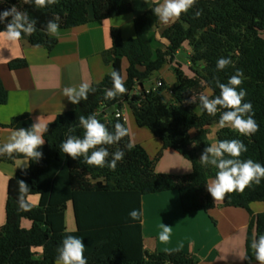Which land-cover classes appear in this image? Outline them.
I'll return each mask as SVG.
<instances>
[{
	"label": "trees",
	"instance_id": "trees-1",
	"mask_svg": "<svg viewBox=\"0 0 264 264\" xmlns=\"http://www.w3.org/2000/svg\"><path fill=\"white\" fill-rule=\"evenodd\" d=\"M158 3L159 0L134 18L133 38L123 39L115 28L109 32L112 70L125 77L127 92L105 100V89L112 87L110 74L105 75L99 83L92 85L96 91L89 93L87 100L74 104L72 110L55 116L46 124L45 143L38 149L43 153L42 158L29 161L26 169L17 170L9 179L5 223L0 226V264H55L57 249L66 235L82 238L87 264H196L182 249L145 252L141 220H132L129 212L141 210L142 196L173 190L179 195L183 213L207 212L213 208L207 184L209 179L215 178L217 169L199 162L197 151L208 145L197 146L189 136L191 133L206 135L211 126L219 125L220 113L208 115L201 109L198 96L204 91L210 96L219 95L216 80L226 83L237 70L244 74L240 88L247 93L244 102L252 104L253 118L259 130L251 136H243L223 127L218 136L241 140L247 151L240 159H252L264 165V39L260 36L264 31V0H196L194 7L163 30L161 36L168 45L153 54L148 34L159 21L152 12ZM13 5L37 20L36 32L22 36L20 40L31 47L47 49L55 40L44 29L47 21L56 16L60 17L59 29H74L88 23L85 15L88 7L93 21L132 12L130 0H58L45 8L25 4L23 0H0V12ZM197 11H201L199 17L195 16ZM5 28L6 22L0 23V31ZM185 45L190 49L187 67L174 61L176 53ZM221 57L230 58L232 64L217 70V60ZM165 63L171 64L175 75L171 94L164 82L161 87L146 92L144 81ZM26 66L22 59L8 63L10 70ZM135 90L137 93L133 94ZM193 97H197L195 104L186 103ZM7 98L8 92L0 80L1 106L6 104ZM124 108L131 111L138 127L147 128L161 142L153 159H149L139 145L133 144L131 150L126 148L131 143L129 134L119 144L106 146L110 153L117 148L125 151L124 159L117 163L114 171L108 167L89 166L83 158L74 160L60 151L69 128H74L72 135L83 136V129L78 126L80 116L96 114L97 119L113 131L117 122L126 127L122 118L114 117L115 110L122 112ZM32 125L31 117L23 114L12 118L8 124H0V128L29 129ZM165 150H172L189 162L190 174L157 173L155 165ZM19 159H25L24 155H3L0 163L11 164ZM19 180L30 186L24 194L19 191ZM21 195L28 205L27 210L20 206ZM31 196L39 197L36 206L28 201ZM69 202L76 224L73 232L66 231L64 224V212ZM252 203H264V179L242 193L226 194L222 200L223 206L244 209L251 216L245 243V255L249 259L244 260V264L258 263L250 245L254 238L264 234V213L252 215L249 208ZM24 220L30 222L29 228L22 226Z\"/></svg>",
	"mask_w": 264,
	"mask_h": 264
},
{
	"label": "crops",
	"instance_id": "crops-1",
	"mask_svg": "<svg viewBox=\"0 0 264 264\" xmlns=\"http://www.w3.org/2000/svg\"><path fill=\"white\" fill-rule=\"evenodd\" d=\"M157 1L130 0L132 6L130 14L103 21H93L91 9L88 7L85 12L88 23L74 29H59L58 38L49 36L55 40L50 49L43 46L31 47L24 40L10 42L0 35V80L8 92L6 104L0 105V124H8L12 118L28 114L33 124L40 118V123L46 125L55 116L72 110L74 104L63 95V89L78 87L83 82L95 85L105 75L110 74L112 70L109 54L110 30L118 29L125 40L133 38L134 18L143 14ZM159 3H162V0H159ZM173 23L165 25L158 21L152 27L148 39L153 54L157 49L164 50L168 45L161 34ZM260 36L264 39V31ZM182 51L187 57L186 63L178 60ZM189 55L190 49L185 45L176 53L174 61L187 67ZM17 59L25 60L27 66L23 69L10 70L8 63ZM168 71L172 72L171 64L165 63L157 71V77L151 76L143 83L144 88H150L152 81L156 79L165 82L162 76ZM171 74L174 77V74ZM122 114L131 143L142 147L149 159H153L161 148V142L154 138L147 128L137 126L128 108H124ZM221 129L219 125H213L206 135L191 133L189 139L197 146L201 143L210 146L220 140H231L229 136H218ZM14 131L0 128V145L6 143ZM204 149L197 151L199 160ZM24 163L25 159L15 160L11 164L0 163V226L5 223L8 181L17 170L24 169ZM155 171L160 174L184 176L190 174L191 165L174 151L165 150L155 165ZM212 180L213 178L209 179L208 184ZM211 199L213 208L207 212L183 213L177 191L142 196L140 224L143 250L150 254L182 249L196 261V264H244L240 257L245 255L250 214L244 209L225 207L222 201H214L212 197ZM28 201L32 206H36L39 197L31 196ZM249 208L252 215L264 213V203H252ZM25 221L22 222V226ZM64 224L66 231L76 230L70 202L67 203L64 212ZM163 224L172 228L167 243H162L158 239ZM37 252L40 253V250Z\"/></svg>",
	"mask_w": 264,
	"mask_h": 264
},
{
	"label": "clouds",
	"instance_id": "clouds-1",
	"mask_svg": "<svg viewBox=\"0 0 264 264\" xmlns=\"http://www.w3.org/2000/svg\"><path fill=\"white\" fill-rule=\"evenodd\" d=\"M25 4H34L38 8H45L58 3V0H23ZM196 0H162L153 9V14L158 20L167 25L175 22L182 14L187 13L194 7ZM201 15V11L195 13L196 17ZM11 17L9 20L8 18ZM59 20L47 21L45 31L51 37H59ZM6 22L4 31L0 35L6 37L10 42H16L22 36H31L36 32L37 20L30 18L26 11L18 10L15 5L0 12V23ZM232 64L230 58L221 57L217 60V70H224ZM112 87L105 89L104 99L112 100L119 95L127 92L125 87V77L115 69L110 71ZM244 74L237 70L230 76L226 83L216 80V86L219 88V95L210 96L200 93L198 96L199 105L202 110L210 116H216L219 112V127H230L240 135L251 136L259 130L254 117V111L250 102H244L247 95L246 91L240 88L243 83ZM239 88V91L237 90ZM96 89L90 82H83L78 87H65L63 95L72 103L79 104L82 100H87L91 92ZM197 97L190 98L186 103L195 104ZM83 129V136L72 135L74 128H69V134L60 145V151L67 154L72 159L83 158V162L89 166L108 167L115 170L117 163L122 161L125 156L123 149L117 148L115 152H109L108 147L117 145L128 136V129L120 122L115 123L114 130L110 131L108 127L97 119L96 114L79 117V125ZM47 131V126L38 122L31 128H20L15 130L8 138V141L0 145V156L7 155L12 157L14 153H21L25 157L23 168L28 167L29 161H39L43 153L39 151L45 139L43 134ZM128 150L133 148L132 143L126 145ZM247 151L246 145L238 139L220 140L210 146H207L200 156V163L207 167L209 165L217 169L215 178L207 184V191L214 201L224 200L226 194L232 192H243L253 183L259 185L264 179V165L255 162L252 159L241 160L242 153ZM111 157V159H109ZM190 170V169H189ZM19 191L26 193L30 186L24 181L19 180ZM20 206L27 210L28 205L20 198ZM129 217L134 221L141 220L142 211L133 209L129 212ZM172 228L165 224L162 225V231L158 239L162 243H167L171 236ZM251 249L254 252V258L258 264H264V234L254 238L251 242ZM86 246L81 237L75 235H66L62 244L57 249L55 264H87L84 255ZM240 259L248 260V256H241Z\"/></svg>",
	"mask_w": 264,
	"mask_h": 264
},
{
	"label": "rangeland",
	"instance_id": "rangeland-1",
	"mask_svg": "<svg viewBox=\"0 0 264 264\" xmlns=\"http://www.w3.org/2000/svg\"><path fill=\"white\" fill-rule=\"evenodd\" d=\"M178 60L181 61L182 63H186V60H187V57L185 56V53H182L178 56ZM125 67H126V63L123 64V72L125 70ZM171 70H172V67H171ZM173 71H168L167 73H165L162 77L163 79L165 80L164 84L165 86L169 89V91L172 92L173 88H174V83H175V75L174 77L172 76ZM174 74V73H173ZM152 77H157L158 74H157V71L156 72H153ZM158 79L156 80H153L152 81V85H154L155 81H157ZM147 81V80H146ZM145 82V81H144ZM203 93L205 94H208L209 93L207 91H204ZM167 96H170V95H167ZM29 226V222H27V220L25 221V223H23V227H28ZM40 254V253H39Z\"/></svg>",
	"mask_w": 264,
	"mask_h": 264
},
{
	"label": "built area",
	"instance_id": "built-area-1",
	"mask_svg": "<svg viewBox=\"0 0 264 264\" xmlns=\"http://www.w3.org/2000/svg\"><path fill=\"white\" fill-rule=\"evenodd\" d=\"M162 85H163V80L158 79L157 81H155L154 85H152L150 88L146 89V92H148L150 89L155 90V89L161 87ZM136 93H137V90H135V91L133 92V94H136ZM168 93L171 94V91H169ZM99 112H100V111H99ZM99 112H98V113H99ZM97 115H98V114H97ZM114 117H115V118H122V119L124 120V117H123L122 112H120V111H118V110H115V112H114Z\"/></svg>",
	"mask_w": 264,
	"mask_h": 264
}]
</instances>
